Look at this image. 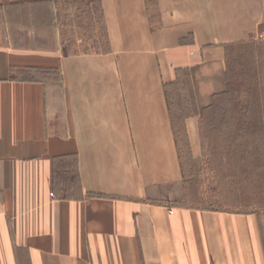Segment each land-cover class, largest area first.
<instances>
[{
  "label": "crops",
  "instance_id": "obj_1",
  "mask_svg": "<svg viewBox=\"0 0 264 264\" xmlns=\"http://www.w3.org/2000/svg\"><path fill=\"white\" fill-rule=\"evenodd\" d=\"M56 1L0 0V264H264V212L174 203L164 89L182 71L204 79L205 106L224 92L229 47L260 37L264 0H156L152 17L145 0H85L109 50L77 54L35 24ZM43 35L54 48L27 47ZM186 129L197 156L194 119Z\"/></svg>",
  "mask_w": 264,
  "mask_h": 264
},
{
  "label": "rangeland",
  "instance_id": "obj_2",
  "mask_svg": "<svg viewBox=\"0 0 264 264\" xmlns=\"http://www.w3.org/2000/svg\"><path fill=\"white\" fill-rule=\"evenodd\" d=\"M68 4L74 5L70 12V29L60 28L66 16L59 4V23L62 25L55 33L58 34L59 44L54 47L59 48L61 54H65L67 42L72 44L70 53L96 52V47L104 50L105 40L100 31L97 6L86 5L83 0H72ZM36 18L37 25L50 23L49 16L42 13ZM77 25L84 26L89 33L82 35L75 28ZM41 29L46 34V26H41ZM47 33L50 35L49 30ZM256 33L249 35L247 40L260 45L253 47L241 42L227 52L224 83L225 91L231 92L228 97L212 96L205 106L199 101V85L204 79L200 80L199 76L191 79L189 74L179 75L178 80L182 83L169 89L185 185L183 195L174 202L176 205L233 212H264V38H258ZM43 36V42L27 47L41 50L54 48ZM98 37L101 46L97 44ZM256 68L259 88L254 85ZM35 75L27 72L22 76L33 78ZM40 77L44 79V76ZM50 80L52 84H59L56 73ZM254 89L259 92L258 95L254 94ZM223 108L237 112L233 117L237 126L230 125L227 130V127L223 128L218 118ZM58 118L55 124H60ZM188 119L196 122L199 140L197 156L193 154L187 134Z\"/></svg>",
  "mask_w": 264,
  "mask_h": 264
},
{
  "label": "trees",
  "instance_id": "obj_3",
  "mask_svg": "<svg viewBox=\"0 0 264 264\" xmlns=\"http://www.w3.org/2000/svg\"><path fill=\"white\" fill-rule=\"evenodd\" d=\"M72 0H60V1H56V2H52V3H50V14H49V18H50V20H49V22L51 23L49 26L51 27V25L54 27V30H55V32L57 33L60 29H59V26L60 25H62V24H60L59 23V14H58V5L59 4H61L62 5V7H61V12L62 13H64L65 14V16H66V18L64 19L65 21H63V27L61 26L60 28L61 29H70L69 27H70V24H71V22H72V20H71V14H70V12L72 11V9H71V7H73L74 5H69L68 3L69 2H71ZM73 1H75V0H73ZM84 1V4H86V5H88L87 3H86V1L85 0H83ZM145 4H146V8H147V12L149 13V16L150 17H152V15L156 12V0H145ZM90 5H94V6H97V8H98V10H99V13H100V24H101V29H100V31L102 32V34H103V36H104V40H105V44H104V50H102V49H100L99 47H96L95 48V51L96 52H101V53H107L108 52V50H109V45H108V36H107V32H106V28H105V23H104V17H103V13H102V11H101V9H100V6H99V3H98V1H95V2H93L92 4H90ZM71 16V17H70ZM75 28H77V30H79L81 33H82V35H87L89 32L88 31H86L85 29H84V26H81V25H77V26H75ZM67 32H65V34H66ZM97 44L98 45H100L101 46V42H100V37H98L97 39ZM244 42H246L247 43V45H249V46H253V47H255L256 45H260V43H255L254 41H252V40H246V41H244ZM244 42H242V43H244ZM241 43V42H240ZM240 43H236V44H234V45H238V44H240ZM66 47H67V49H66V47H65V49H66V52H65V54H77V53H75V52H69V47L72 45V44H70V43H66ZM233 45V46H234ZM232 47V46H231ZM231 47H229V48H231ZM226 67H227V59H226ZM258 70V68H256L255 69V74H254V72H253V76H254V85H255V87L257 86L258 87V85L260 84L258 81H257V79H259V75H256L257 73H256V71ZM182 74V76H184V75H188V73L187 72H182V71H177L176 72V77H175V81L174 82H172V83H170V84H167V85H165V87H164V89H165V94H166V97H167V103H168V108H169V113H170V117H171V123H172V127H173V131H174V135H175V140H176V143H177V147H178V150H179V139H178V135H177V132H176V127H175V123H174V116H173V114H172V105H171V101H170V94H169V89H171L172 87H176V85L178 84V83H182V81H179L178 80V77H179V75H181ZM57 77H58V80H59V87H60V78H59V76H58V74H57ZM183 82H184V78H183ZM259 88V87H258ZM254 94H256V95H258L259 94V92L258 91H256L255 89H254ZM231 92L230 91H224V92H222V93H219V94H215V95H213V97L215 98L216 96H218V97H225V96H229V95H231L230 94ZM232 94H234V93H232ZM236 106L237 107H239L240 106V104H236ZM241 110V109H240ZM235 113H237V112H235V111H229V110H227L226 108H223L220 112H219V114H218V118L220 119V124L223 126V128L225 129L226 127V130L229 128V126L230 125H232V127H235V126H237L238 125V123H233V117H234V115H235ZM232 122V123H231ZM227 124H228V126H227ZM235 125V126H234ZM221 132H224V131H221ZM233 134H235L234 132H233ZM260 226H261V231H262V235H263V241H264V222H262V220H261V222H260Z\"/></svg>",
  "mask_w": 264,
  "mask_h": 264
},
{
  "label": "built area",
  "instance_id": "obj_4",
  "mask_svg": "<svg viewBox=\"0 0 264 264\" xmlns=\"http://www.w3.org/2000/svg\"><path fill=\"white\" fill-rule=\"evenodd\" d=\"M258 38H264V31L260 33V37Z\"/></svg>",
  "mask_w": 264,
  "mask_h": 264
}]
</instances>
